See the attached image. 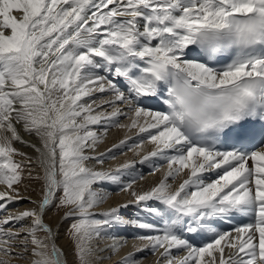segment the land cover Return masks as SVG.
I'll return each mask as SVG.
<instances>
[{
	"label": "snow or ice",
	"instance_id": "obj_1",
	"mask_svg": "<svg viewBox=\"0 0 264 264\" xmlns=\"http://www.w3.org/2000/svg\"><path fill=\"white\" fill-rule=\"evenodd\" d=\"M112 127L154 146L139 163H167L150 188L135 190V160L103 167L131 139L97 152ZM26 179L39 199L22 195ZM105 184L132 199L95 211ZM129 205L157 220L122 217ZM61 223L75 264L117 255L122 227L157 234L114 264L145 251L157 264H264V0H0V264H69Z\"/></svg>",
	"mask_w": 264,
	"mask_h": 264
},
{
	"label": "bare ground",
	"instance_id": "obj_2",
	"mask_svg": "<svg viewBox=\"0 0 264 264\" xmlns=\"http://www.w3.org/2000/svg\"><path fill=\"white\" fill-rule=\"evenodd\" d=\"M98 102H99V100H98ZM97 131H100V132H102L103 131V129L102 128H98V129H96ZM123 131V128H116V127H112V128H110L109 130H108V133H107V136L105 137V139H104V141L101 143V144H99V146H98V148H97V152H103V151H105L106 149H108V148H111V146L113 145V144H115L114 143V139L121 133ZM134 131H136V129H132V130H129L128 132H125L124 134H123V138H125L126 136L127 137H130L131 138V134L130 133H133ZM24 139L25 140H28V141H30V142H32V143H36V140H35V138L33 137V136H29V135H27V134H24ZM128 144H129V148H130V150H128V151H126V152H124V153H122V154H117L116 153V151H115V153H114V155H115V159H106V160H108V162H106V166H105V169H108V168H116V167H118L120 164H123V163H126V162H128V161H131L132 160V156H133V154L135 153V152H138L139 150L138 149H136L135 147H133V145H135V142H134V140L131 138L130 140H129V142H128ZM16 147L17 148H19L21 151H23V152H25V153H27L29 156H33V158L35 159V153L33 152V150L32 149H30V148H27V147H24V146H22V145H20V144H17L16 145ZM145 147H144V145H143V149H144ZM18 159H20L19 157H17ZM26 163V162H25ZM93 163V162H92ZM93 165H94V163H93ZM35 168H37L36 166H35V164H33V166H32V174L33 175H35L36 173L34 172V170H35ZM157 175H159L158 173L155 175V176H145V177H143L141 180H139V181H136L135 182V184H134V188H135V190H137V191H140V190H146V189H148V188H150L151 186H153L155 183H157V180H158V176ZM125 178H126V176H124ZM125 178H122V179H124L125 181H128L129 179V177L127 178V179H125ZM24 185H26L27 186V188L25 189V187L24 186H21V193L22 194H26L28 197H30L31 199H33V200H35V199H38L37 197H39V194H37L36 193V190H35V188H32V187H30V185H34L31 181H25L24 182ZM114 189L116 188V187H113ZM121 195L122 194H128V193H126V192H122V191H120L119 192ZM119 193L118 194H112V197H115L112 201H110V200H106L105 202H104V205L103 206H101V208L103 209V207H105V206H110L109 208H111V207H114L113 205L114 204H112L113 202H118L117 201V198H116V195H119ZM129 195V194H128ZM111 197V198H112ZM128 199V197L126 198V200ZM25 203H23V204H25V206H27V207H30L31 205L29 204V202H28V200L27 199H25ZM22 203V201H20V202H17V203H15L14 205H16V206H18V204H21ZM108 208V209H109ZM18 209H20V210H22V209H24L22 206L21 207H19ZM137 210H138V208H136ZM126 211H128V209H126ZM138 212H140L141 213V211H138ZM121 213H122V211H121ZM127 213H125L124 215H126ZM137 216V215H136ZM45 219H46V217H45ZM56 219H57V214H52V215H49L48 216V220L46 219V221H48L49 223H51L53 226H56L57 224H53L51 221H56ZM50 220V221H49ZM134 230H136V231H138L137 229H135V228H133ZM134 230L132 231V233L134 234ZM141 231H145V230H141ZM145 235H155V234H157V233H155V232H146L145 231ZM140 235V233H138L137 232V234L136 235ZM117 236H120V234H116ZM60 237V236H59ZM134 239V238H133ZM110 241H111V239H110ZM130 241H132V239H130ZM134 241H136V244H138V243H140L138 240H133V242ZM112 242V241H111ZM56 243H57V245L58 246H60L64 251H65V253H66V249H65V245H62V243H61V238L59 239H57L56 240ZM127 244V243H126ZM99 247H101V246H99ZM130 251H133V249L132 248H126V249H121L120 251H119V253L117 254V255H122L123 254V252L124 253H128V252H130ZM102 255H104V253H101ZM157 254V253H156ZM154 255V256H147V255H140V256H142V260L144 261V264H153V263H155V264H157V260H158V256L157 255ZM184 254V253H183ZM146 256V257H145ZM180 256H182V255H180ZM68 259V258H67ZM69 260V259H68ZM21 262V261H20ZM26 262V261H25ZM103 263H105V260H101V261H99V264H103Z\"/></svg>",
	"mask_w": 264,
	"mask_h": 264
},
{
	"label": "rangeland",
	"instance_id": "obj_3",
	"mask_svg": "<svg viewBox=\"0 0 264 264\" xmlns=\"http://www.w3.org/2000/svg\"><path fill=\"white\" fill-rule=\"evenodd\" d=\"M106 162H108V160H105V163H104V165H103V167L105 168V166H106ZM93 163L95 164V162L93 161ZM97 167H99L98 165H97ZM37 171H39V169L38 168H35V170H34V172L35 173H37ZM36 175V174H35ZM35 175H33V176H35ZM129 176H126V178L125 177H123V178H125V179H127ZM25 181H31L34 185H30V187H32V188H35V190H36V193L37 194H39V197H37V198H40V188H41V185H40V183L38 182V181H36V180H34V179H26ZM24 181V182H25ZM116 189H118V187L116 186ZM113 194H118V193H113ZM122 195H124V194H122ZM121 196V194L119 193V195H116V198H117V201L119 200V197ZM112 195L111 196H109L108 198V200H110V201H112L115 197H112ZM125 200H126V198H125ZM112 204H115V202H113ZM103 205H104V203H103ZM103 205H100L98 208H100V209H102L101 208V206H103ZM23 207V208H27V206H25V204H18V206H16V205H12L11 207H12V209L10 208V210H17L19 207ZM97 209V208H96ZM95 209V210H96ZM53 210L54 211H58L55 207H53L52 209H50L49 211H48V213L47 214H49V215H52V214H57V213H54L53 212ZM138 213H140V212H138ZM59 215H61L62 216V211L60 210L59 211V213H58ZM137 216L135 215L134 216V218H136ZM60 221V218L58 219V217H57V219H56V221H51L53 224H57L58 222ZM134 229H132V231H133ZM139 235V234H138ZM59 236L60 237H58L59 239L61 238V243H62V245H65V249H66V254H67V258L69 259L68 261H69V264H75V257H74V255H73V245H72V242L70 241V239H69V237H68V235H67V224H64V223H61L60 224V230H59ZM133 240L134 239H132V242H133ZM133 245H136V243H134ZM133 245H129L128 243L127 244H125L124 245V249H126V248H133ZM100 248H102V247H100ZM122 248V249H123ZM108 253H106V255H107ZM123 254H124V252H123ZM146 257V256H145ZM13 259H16V258H13ZM114 260V259H113ZM112 260V261H113ZM21 261V262H20ZM26 261V262H25ZM17 264H28V261H27V258H25V259H23V260H18L17 261ZM103 264H108V261L107 262H105V263H103Z\"/></svg>",
	"mask_w": 264,
	"mask_h": 264
}]
</instances>
